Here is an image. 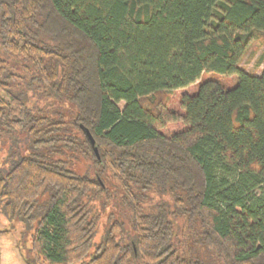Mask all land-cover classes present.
Here are the masks:
<instances>
[{
    "label": "trees",
    "instance_id": "1",
    "mask_svg": "<svg viewBox=\"0 0 264 264\" xmlns=\"http://www.w3.org/2000/svg\"><path fill=\"white\" fill-rule=\"evenodd\" d=\"M259 36L264 0H0V212L27 263L264 264Z\"/></svg>",
    "mask_w": 264,
    "mask_h": 264
},
{
    "label": "rangeland",
    "instance_id": "2",
    "mask_svg": "<svg viewBox=\"0 0 264 264\" xmlns=\"http://www.w3.org/2000/svg\"><path fill=\"white\" fill-rule=\"evenodd\" d=\"M240 67L248 72H254L256 74L262 72L264 69V38L259 36L253 42L252 46L249 47L247 53L243 56ZM207 77H213L227 87H232L236 83L235 76H222L208 72L201 75V79ZM198 82L199 80L188 87L174 90L168 101L169 109L184 114V110L181 107V98L185 94H195L198 91ZM32 96L33 95H31V97ZM39 97L44 98L45 96L41 94H36L34 96L35 100H39ZM5 98L8 100L6 95ZM124 105L125 102L123 101L119 103L121 108H123ZM179 128L181 127L176 126L168 132L172 133ZM69 164L81 173H89L91 171V165L82 157H80V160L71 159ZM24 232V224L19 223V221L12 222L8 220L0 212V264H28L26 260L27 256L30 260L32 255L28 252V244L24 242ZM98 236L99 235H97L96 239L99 238Z\"/></svg>",
    "mask_w": 264,
    "mask_h": 264
},
{
    "label": "water",
    "instance_id": "3",
    "mask_svg": "<svg viewBox=\"0 0 264 264\" xmlns=\"http://www.w3.org/2000/svg\"><path fill=\"white\" fill-rule=\"evenodd\" d=\"M82 129L85 132V134L88 137L91 145L94 147V149H95V151L97 153L98 152V148H97V146L95 144V139H94L93 135L91 134L90 130L88 128H86V127H82Z\"/></svg>",
    "mask_w": 264,
    "mask_h": 264
}]
</instances>
